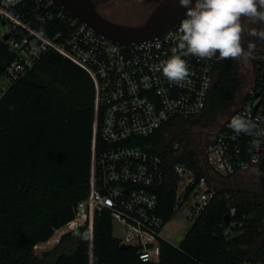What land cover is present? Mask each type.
<instances>
[{"label":"built area","instance_id":"2783aa9c","mask_svg":"<svg viewBox=\"0 0 264 264\" xmlns=\"http://www.w3.org/2000/svg\"><path fill=\"white\" fill-rule=\"evenodd\" d=\"M52 4L58 8L56 13L49 9ZM64 16L69 21L60 29L50 35L41 31L42 23ZM6 34L9 37L4 41ZM179 37L178 24L160 36L124 45L95 34L52 0H0V39L16 55L4 74L9 83L25 76L43 54L53 51L80 67L93 86L88 194L73 207L72 219L43 243L87 227L91 264L95 216L106 211L112 225L119 227L116 238L120 244L136 247L140 262H156L161 241L178 248L161 234L167 221L159 214L157 192L168 165L176 184L172 215L181 211L190 222L208 206L215 192L213 181L256 170L264 145V54L260 52L245 56L250 83L239 107L205 143L202 157L198 154L202 174L197 179L191 168L174 161V156L183 153L177 154V143L170 146L172 141L168 143L167 138L165 146L154 149L147 139L172 121L170 131L183 125L178 124L182 119L201 118L207 107L215 66L221 59L185 57L188 77L183 82L168 81L162 63ZM235 116L251 120L253 132L235 133L230 126ZM98 136L103 145L100 151L96 148ZM166 146L173 156L165 162Z\"/></svg>","mask_w":264,"mask_h":264},{"label":"trees","instance_id":"16d2710c","mask_svg":"<svg viewBox=\"0 0 264 264\" xmlns=\"http://www.w3.org/2000/svg\"><path fill=\"white\" fill-rule=\"evenodd\" d=\"M49 9L58 11L53 4ZM67 21V16L55 17L42 23L41 31L50 35ZM15 56L0 39V77ZM215 70L202 115L208 120L227 111L241 88L231 58L221 59ZM93 96L88 75L48 51L0 97V264H90L87 227L62 236L54 250L74 236L73 249L53 262H46L33 249L72 219L73 207L88 194ZM173 122L147 138L154 149L166 145L165 133ZM102 146L98 136L97 151ZM172 156L173 150L166 146L164 161ZM197 157V151L189 149L174 156V161L191 168L197 179L202 174ZM170 169L168 165L157 192L159 214L165 221L173 213L176 185ZM112 231L106 211L95 216L91 264H264V196L257 183L215 187L208 206L191 222L178 248L160 242L156 262H140L138 249L121 248Z\"/></svg>","mask_w":264,"mask_h":264},{"label":"rangeland","instance_id":"374dc122","mask_svg":"<svg viewBox=\"0 0 264 264\" xmlns=\"http://www.w3.org/2000/svg\"><path fill=\"white\" fill-rule=\"evenodd\" d=\"M159 1L160 0H97L96 3L98 12L109 20L127 25H138L146 20ZM242 22L245 25L242 42L246 51L248 53L260 52L264 54V39H260L259 37L250 34L253 30L264 31V23H252L247 18L243 19ZM248 43L254 44L255 47L248 50ZM232 60L234 61L237 69V77L241 81V88L235 97L233 105L227 111L217 114L210 120L200 116L201 118L194 120L191 119L188 123L180 125L170 131L167 138L168 143L172 142L168 145L171 146L174 143H177L179 145L177 154L186 152L189 149H195L200 157H202V150L205 143H208L215 137L220 126L228 120L233 111L239 107L240 99L251 79L248 72L247 62L245 61V56ZM9 84V81L5 76L0 77V97L8 89ZM213 182L212 185L215 187L236 188L252 186L257 183L256 170L250 169L237 173L233 176L224 178L220 181V183ZM190 226L191 222L185 218L181 211H178L171 216L170 220L166 222L161 234L165 240L178 246L179 243L176 241L177 235L185 234ZM112 234L117 238L120 236L119 227L115 224H113ZM72 237V242H74L75 237ZM61 238L56 241H53V238H51L49 243H41L35 246L33 249L34 253L43 258L46 262H53L62 252L65 254L71 253L73 243L69 240L64 241L60 244L58 249L54 250V247L59 244ZM43 251H49L48 255L43 257Z\"/></svg>","mask_w":264,"mask_h":264},{"label":"clouds","instance_id":"9594fccd","mask_svg":"<svg viewBox=\"0 0 264 264\" xmlns=\"http://www.w3.org/2000/svg\"><path fill=\"white\" fill-rule=\"evenodd\" d=\"M185 9L179 21L180 37L171 55L162 63L163 75L170 82H183L189 75L185 57L236 59L249 53L242 42L247 18L252 23H264V0H178ZM42 30V29H41ZM264 39V31L251 33ZM255 45L247 44L251 50ZM230 126L237 133L251 134V120L235 116Z\"/></svg>","mask_w":264,"mask_h":264},{"label":"water","instance_id":"95a60500","mask_svg":"<svg viewBox=\"0 0 264 264\" xmlns=\"http://www.w3.org/2000/svg\"><path fill=\"white\" fill-rule=\"evenodd\" d=\"M56 5L72 19L84 23L90 27L95 34L103 36L111 41L124 45L139 43L141 41L160 36L175 28L184 16L185 9L181 7L178 0H160L153 8L146 20L138 25H127L109 20L101 15L94 0H52ZM6 34L3 40L6 41ZM258 97V93L254 98ZM257 184L264 196V145L261 160L256 168ZM228 221V217H226ZM185 234H179L176 241L181 243ZM121 248H129L128 244H120ZM49 251H43L42 256H47Z\"/></svg>","mask_w":264,"mask_h":264},{"label":"flooded vegetation","instance_id":"af4514ba","mask_svg":"<svg viewBox=\"0 0 264 264\" xmlns=\"http://www.w3.org/2000/svg\"><path fill=\"white\" fill-rule=\"evenodd\" d=\"M94 2H95V4H96V7H97V3H96V2H97V0H94Z\"/></svg>","mask_w":264,"mask_h":264},{"label":"crops","instance_id":"0c3cea01","mask_svg":"<svg viewBox=\"0 0 264 264\" xmlns=\"http://www.w3.org/2000/svg\"><path fill=\"white\" fill-rule=\"evenodd\" d=\"M42 243H43V242H42ZM39 244H41V243H39ZM39 244H37V245H39ZM37 245H36V246H37Z\"/></svg>","mask_w":264,"mask_h":264}]
</instances>
